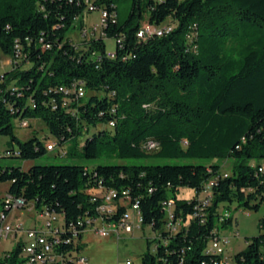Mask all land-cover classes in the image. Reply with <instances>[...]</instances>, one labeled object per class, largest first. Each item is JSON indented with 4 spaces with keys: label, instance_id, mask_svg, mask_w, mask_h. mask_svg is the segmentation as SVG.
Returning <instances> with one entry per match:
<instances>
[{
    "label": "trees",
    "instance_id": "1",
    "mask_svg": "<svg viewBox=\"0 0 264 264\" xmlns=\"http://www.w3.org/2000/svg\"><path fill=\"white\" fill-rule=\"evenodd\" d=\"M90 2L116 15L108 17L101 35L83 34L73 42L67 31ZM118 3L127 6L123 17ZM145 23L170 24L172 30L140 36ZM106 37L119 38L116 56L107 55ZM5 56L13 65L0 76V135L9 136L12 147L0 157L29 160L49 150L52 139L22 140L16 134L15 120L31 126L34 119L60 144L96 127L80 153L61 149L63 155L97 158L105 147L118 160L235 161L228 175L220 162L0 166V182H10L7 193L63 216L65 229L55 247L59 257L50 264L74 263L80 244L74 246L70 226L81 229V221L95 213L101 199L91 190L99 185L127 189L139 201L143 225L161 236L156 248L147 240L142 264H215L222 256L207 253V243L215 228L232 222L230 216L219 225L220 209L234 202L260 209L264 0H0V60ZM80 83L86 94L74 111L64 104L67 94L60 87ZM149 139L158 141L159 149L148 150ZM212 178L213 197L204 205L198 193ZM182 187L194 194L181 197ZM169 198L180 223L175 231L165 227L163 202ZM125 209L120 206L119 213ZM259 224L260 234L249 238L230 264H264V216ZM24 243L3 251L0 264H24Z\"/></svg>",
    "mask_w": 264,
    "mask_h": 264
},
{
    "label": "rangeland",
    "instance_id": "2",
    "mask_svg": "<svg viewBox=\"0 0 264 264\" xmlns=\"http://www.w3.org/2000/svg\"><path fill=\"white\" fill-rule=\"evenodd\" d=\"M120 16L123 17L126 14L127 6L123 3H118ZM101 9L93 11L85 10L84 13L75 21V25L67 31V36L73 42H80L85 37L89 38L95 35H101ZM85 25L86 32H82L80 25ZM107 50H114L116 48V39L114 37H106ZM10 67V60L8 57H2L0 62V72H4ZM31 126L23 127L19 125V121L15 120L16 134L22 139L26 140L34 135L39 137L45 143L47 139H52L56 147L53 150H48L46 153L35 159L25 160L19 157H0V166H21L24 169H28L34 164H84L89 167H94L98 164L105 163H124V162H137V163H160V164H182V163H213L220 162L222 164L223 172H231L235 161L232 158L227 159H164V158H144V159H127L118 160L116 158H110L107 154V149L102 147L101 153L97 158H84L81 155L73 157L71 155L60 154L61 149L68 152L69 150H76L80 153L82 146L86 139L96 130V127H91L89 132L84 131L78 134L63 144H60L57 137L52 135L48 130L45 123L41 120L30 119ZM103 128V124L100 125ZM10 137L6 135H0V154L3 155L5 150L11 148ZM15 149L18 145L15 144ZM264 164V159L261 160ZM10 182H0V207L1 202L7 194ZM194 194V190L188 187H182L179 195L181 197H191ZM30 206L33 207L30 209ZM30 206L25 208H18L12 210L8 217V222L16 225L22 222L27 228L29 226H37L46 228L47 217L40 215V212L31 203ZM232 216V222L225 227H222V233L231 236L230 243L225 246L224 256L226 259L236 252L246 248L248 239L260 234L261 227L259 220L264 216V202L258 211L240 207L234 202L230 209ZM156 231L150 225H143L141 228H135L133 233L126 234L121 231V238L116 236H100L95 230L86 228L82 237L80 238V251L79 253L87 257V264H127L129 260L130 264H142L141 257L144 251L147 250V240L150 241V246L153 247L156 238ZM21 240H27V236L24 231H18L17 237L10 236L0 240V253L5 249H11L17 242Z\"/></svg>",
    "mask_w": 264,
    "mask_h": 264
},
{
    "label": "built area",
    "instance_id": "3",
    "mask_svg": "<svg viewBox=\"0 0 264 264\" xmlns=\"http://www.w3.org/2000/svg\"><path fill=\"white\" fill-rule=\"evenodd\" d=\"M87 10H96V5L92 2L89 3ZM101 27L108 20L109 16H115L116 13L108 12L105 9H101ZM82 32H86V28L81 29ZM95 35H96V29ZM172 30V25L166 24L162 27H153L148 23H145L142 27L139 35L142 36L143 31H150V33L156 32L162 35L164 32ZM119 45V38L116 40ZM108 56H116L115 50H108ZM8 57V56H6ZM10 60V66L13 65V59L8 57ZM2 59L0 60V62ZM4 72H0V76H3ZM60 90L66 92V99H64V104L68 106L69 109L76 111L77 106L76 101L81 100L85 94L86 90L83 84L73 85L70 88L61 86ZM71 92H74V96H71ZM23 127L28 125V121H23L21 123ZM55 142L51 141L47 145L49 150L55 148ZM145 147L148 150L159 149L160 144L154 139H149L145 143ZM258 172L264 173V164L258 167ZM224 175H228L227 172ZM216 184V178L209 179L205 182L202 190L198 193V199H200L204 205L211 202L213 197V186ZM94 196L101 199L100 203L96 206L95 213H92L85 217V220L81 221L83 227L78 229L75 225L70 226L71 231L74 233V246L79 245L82 233L86 228H91L95 230L100 236L113 235L117 238H121V231L126 234L133 233L135 228H141L143 226L144 218L142 211L140 209L139 201H133L127 189L118 192L113 188H105L102 185L95 187L91 190ZM197 193V192H196ZM2 205L0 207V240L3 238H8L10 236H17L18 231H24L27 236V240H24V253L26 256V261L24 264H50L56 260L59 255L55 253L56 245H60L61 242L60 235L65 229L63 225V216L59 213L51 212L47 209L39 210L40 215L47 217L46 228L29 226L25 227L22 222L13 225L8 222V215L12 210L18 208H25L30 206L31 203L27 202L24 197L14 196L7 193L2 200ZM33 204V203H32ZM34 206V204H33ZM125 206L126 209L119 213V207ZM35 207V206H34ZM174 200L169 198L163 202V209L166 212V229L175 231L179 228V221L175 219L174 212ZM33 207L30 206V209ZM97 211H104V218H97ZM119 213V214H118ZM118 214V215H117ZM115 215H117L115 217ZM231 216L230 211L226 209H220L219 215V225H221L227 218ZM160 239L159 234L156 235L155 241ZM231 236L222 233V228L217 227L212 232V235L207 243L206 252L212 254H220L222 257L215 261V264H230L232 261V256L230 259H226L224 256L225 246L230 243ZM69 241V239H67ZM62 244V243H61ZM156 248V242L153 245ZM2 253H0V259ZM61 257H64L61 256ZM131 262L128 260L127 264ZM73 264H87V257L77 253L74 258Z\"/></svg>",
    "mask_w": 264,
    "mask_h": 264
},
{
    "label": "bare ground",
    "instance_id": "4",
    "mask_svg": "<svg viewBox=\"0 0 264 264\" xmlns=\"http://www.w3.org/2000/svg\"><path fill=\"white\" fill-rule=\"evenodd\" d=\"M150 33V31H143L142 32V36H144L145 34ZM97 218H104V211H97Z\"/></svg>",
    "mask_w": 264,
    "mask_h": 264
},
{
    "label": "crops",
    "instance_id": "5",
    "mask_svg": "<svg viewBox=\"0 0 264 264\" xmlns=\"http://www.w3.org/2000/svg\"><path fill=\"white\" fill-rule=\"evenodd\" d=\"M9 215H10V213H9ZM9 215H8V217H9ZM16 237H17V236H16ZM5 250H9V249H5ZM5 250H3V251H5ZM3 251H2V252H3ZM2 252H1V253H2Z\"/></svg>",
    "mask_w": 264,
    "mask_h": 264
}]
</instances>
